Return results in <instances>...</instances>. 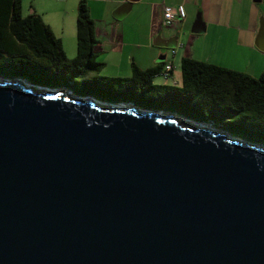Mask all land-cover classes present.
I'll return each mask as SVG.
<instances>
[{"label":"water","instance_id":"water-1","mask_svg":"<svg viewBox=\"0 0 264 264\" xmlns=\"http://www.w3.org/2000/svg\"><path fill=\"white\" fill-rule=\"evenodd\" d=\"M0 264H264V144L0 75Z\"/></svg>","mask_w":264,"mask_h":264},{"label":"trees","instance_id":"trees-1","mask_svg":"<svg viewBox=\"0 0 264 264\" xmlns=\"http://www.w3.org/2000/svg\"><path fill=\"white\" fill-rule=\"evenodd\" d=\"M77 9V52L68 58L61 39L40 13L24 15L22 0H0V65L42 87L64 88L76 96L96 91L100 101L133 103L212 122L233 136L264 144V73L251 77L186 57L181 60L180 86L153 83L160 66L148 70L133 66L129 78L86 77L102 63L95 60L94 20L86 0L78 1Z\"/></svg>","mask_w":264,"mask_h":264},{"label":"crops","instance_id":"crops-1","mask_svg":"<svg viewBox=\"0 0 264 264\" xmlns=\"http://www.w3.org/2000/svg\"><path fill=\"white\" fill-rule=\"evenodd\" d=\"M126 1L86 0L94 20L95 60L102 63L101 69H113L105 77L129 78L133 66L145 70L160 66L162 72L165 64L171 63L173 69L169 77L162 76L163 79L157 81L159 83L154 80L153 83L180 85L181 60L186 57L245 72L251 77L264 73V50L255 45L259 19L264 16V4L256 6V3H264V0H136L123 18H116V10ZM167 5L181 7L184 14L170 27L162 23L163 6ZM129 14L134 15L130 22H117ZM197 19L202 20L203 31L200 33L192 32ZM187 25L190 33L185 43H181L177 30H185ZM50 27L61 39L66 57H74L76 38L72 45L70 39L65 42L61 33H56L51 24ZM160 32L163 39L178 34L176 46L170 48L174 52L164 51L168 48L154 44ZM122 68L124 75L121 74ZM161 72L158 74L162 75ZM97 75L90 71L86 77Z\"/></svg>","mask_w":264,"mask_h":264},{"label":"rangeland","instance_id":"rangeland-1","mask_svg":"<svg viewBox=\"0 0 264 264\" xmlns=\"http://www.w3.org/2000/svg\"><path fill=\"white\" fill-rule=\"evenodd\" d=\"M78 1L79 0H22V11L24 15H28L32 11H36L37 13H40L43 16L42 18L44 19V21L48 24L50 23L53 29L56 31V33L58 34L61 33V36L63 37L65 42L69 41L70 39L72 45H74L75 35H76V18H77V10H78L77 9ZM262 4L264 3L257 2L256 6H261ZM133 17H134L133 14H129L124 19L117 22L128 23L133 19ZM189 27L190 26L187 25L185 27V30H181V29L177 30V32L180 35L179 41L181 43H185L186 38L190 33ZM197 43L198 41L196 42V46ZM179 47L181 48L180 44L178 48ZM163 50L164 51L167 50L168 52L172 51V49L170 48ZM122 69L123 70L121 71V74L124 75L123 73L124 68ZM112 71L113 69H111L110 67H105L95 72V75L98 74V76L105 77L110 75ZM0 75L17 76L16 72H14L13 70H9L8 68H5L2 65H0ZM160 79H163L161 74L160 75L158 74L153 78V80L156 83H159L157 81ZM98 94L101 93L95 91V95H93V93H90L89 95L92 96L94 99H97V97L98 98L100 97Z\"/></svg>","mask_w":264,"mask_h":264},{"label":"built area","instance_id":"built-area-1","mask_svg":"<svg viewBox=\"0 0 264 264\" xmlns=\"http://www.w3.org/2000/svg\"><path fill=\"white\" fill-rule=\"evenodd\" d=\"M183 11L181 10V7L175 8L173 6L167 5L163 6V25L165 27L173 26L177 21L179 16H183ZM174 52V50H172ZM172 64L166 63L164 66V69L162 70V76L164 78L169 77L170 72L172 71Z\"/></svg>","mask_w":264,"mask_h":264}]
</instances>
